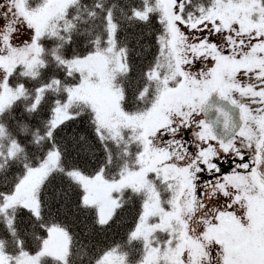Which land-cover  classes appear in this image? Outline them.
Segmentation results:
<instances>
[{
  "label": "trees",
  "instance_id": "16d2710c",
  "mask_svg": "<svg viewBox=\"0 0 264 264\" xmlns=\"http://www.w3.org/2000/svg\"><path fill=\"white\" fill-rule=\"evenodd\" d=\"M160 2L73 0L38 40L39 65L31 71L18 65L8 73L6 87L17 97L0 113V194H8L6 199L0 198V252L4 256L36 254L50 230L67 239L66 260L44 257L39 264H147L148 253L162 255L177 248L167 243L166 250L160 249L173 238L166 232H181L174 223L165 226L166 232L141 234L145 213H150L145 226L149 233V226L165 212L170 198L148 174L147 189L130 185L116 193L119 205L105 224L100 223L96 209L85 204L76 176L102 174L115 181L140 170L144 151L141 128L130 123L118 130L108 129L88 104H68L71 90L83 81L79 63L97 54L120 59V69L111 67L114 89L120 93V108L126 116H145L163 91H171L175 86L174 60L161 50L166 43L161 37L171 33L173 38V32ZM202 4L210 5L206 15L211 16L221 7L218 0H196L197 8ZM57 110L63 113L60 122L70 116L79 119L56 130L58 165L36 189L38 215L20 205L6 207L28 172L40 168L50 151H57L48 136ZM69 127L77 136L88 138L90 151L82 152L74 143L65 147L72 135ZM53 178L64 193L59 201L48 196ZM66 203L71 211L66 210ZM170 216L165 214L163 220ZM179 243L178 237V247Z\"/></svg>",
  "mask_w": 264,
  "mask_h": 264
},
{
  "label": "snow or ice",
  "instance_id": "6c2138e0",
  "mask_svg": "<svg viewBox=\"0 0 264 264\" xmlns=\"http://www.w3.org/2000/svg\"><path fill=\"white\" fill-rule=\"evenodd\" d=\"M229 3H243L245 11L226 22L206 15L209 4L197 8L196 0H176L177 35L161 37V50L174 60V98L139 137L141 156L155 157L147 174L170 197L165 214H175L183 229L166 232L173 237L168 245L178 246L183 236L200 249L199 259L191 249L183 252L180 264H264V0H224ZM31 29L18 0H0V37L7 31L11 42ZM7 75L0 70V82ZM75 119L52 123L48 136L57 151L49 156L60 155L56 130ZM73 143L82 152L92 147L75 133L65 147ZM63 194L53 178L49 199Z\"/></svg>",
  "mask_w": 264,
  "mask_h": 264
},
{
  "label": "rangeland",
  "instance_id": "374dc122",
  "mask_svg": "<svg viewBox=\"0 0 264 264\" xmlns=\"http://www.w3.org/2000/svg\"><path fill=\"white\" fill-rule=\"evenodd\" d=\"M73 0H33L34 7H27L30 0H18V7L20 14L25 18L26 22L32 25L31 35L28 31H21L19 38L9 42L8 36L10 33L6 31L5 37H0L3 41L0 44L4 50L0 52V70L5 71L7 74L16 66L35 67L40 63L39 48L37 45V38L42 34V31L46 32L48 22L54 18L59 17L65 8ZM161 7L164 13L167 15L171 30L173 32V38L176 37V31L174 21H176L178 12L174 11L176 0H160ZM221 7H218L212 16L223 18L226 22H230L237 14L243 16L245 11L243 3L241 4H224V0H218ZM110 50V49H109ZM110 53V51H108ZM107 53V54H108ZM38 58V59H37ZM39 60V61H38ZM111 66H115V69L121 68L119 57L112 54L104 55L97 54L82 60L79 63L78 70L83 74V81L80 85L74 87L69 94L68 104L74 102H84L88 104L96 113L99 123L102 127L118 130L125 127L130 123L137 124L141 129H151L157 122L161 108L166 107L169 102L174 98L172 91H163L158 99L157 104L143 117L130 118L126 116L120 108V93L115 91L113 85L114 69ZM227 69H231V65H225ZM7 78V77H6ZM17 97V93L9 90L6 87V79L0 82V113ZM57 117L54 122L57 124L60 122L59 117L63 118L61 110L56 111ZM60 118V119H61ZM55 153L56 151H52ZM155 157L150 159L148 156H142L143 165L138 172L130 173L124 177L115 180L108 181L103 178L102 174L94 177H88L78 175L77 181L80 183L84 190V202L86 205L94 207L98 213V218L101 224H105L112 217L115 209L119 205V200L116 197L122 188L130 185H137L144 189L145 177L147 170L153 166ZM58 165V156L53 154L49 156V153L44 161V164L37 169H33L28 172V175L22 180L16 193L10 197L7 201L6 207L13 205H20L30 210L35 215H38V207L36 201V189L41 183V180L45 178L49 171L55 169ZM165 212L158 216V220L154 221L149 226L148 230H145L147 220L150 217V213L146 212L143 216L140 224V231L142 236H148L155 231L166 232L165 226L171 227L174 223L176 226V215L172 214L170 217H165ZM144 228V229H143ZM182 229V227H176ZM225 231H221L219 235L224 236ZM183 232V229L180 233ZM210 235L213 238L217 233L212 232ZM179 247L175 248L172 252L160 254V253H148L147 264L156 261L161 264H180L181 255L183 252L191 249L192 255L199 259L200 249L198 245L192 243L190 240L185 239L183 236L179 237ZM162 244V243H161ZM161 250H166L167 242L162 244ZM169 248V247H168ZM68 250V241L60 233L50 230L47 238L44 240L40 251L34 255H24L16 258H9L4 256L0 252V264H39L40 260L44 257H51L58 261L64 262L66 260V254ZM154 259V260H153Z\"/></svg>",
  "mask_w": 264,
  "mask_h": 264
}]
</instances>
